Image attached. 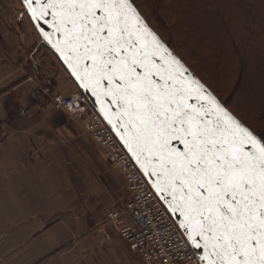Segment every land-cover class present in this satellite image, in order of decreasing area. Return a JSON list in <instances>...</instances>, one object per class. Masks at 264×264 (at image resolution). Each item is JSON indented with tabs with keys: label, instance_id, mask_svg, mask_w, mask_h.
<instances>
[{
	"label": "snow or ice",
	"instance_id": "obj_1",
	"mask_svg": "<svg viewBox=\"0 0 264 264\" xmlns=\"http://www.w3.org/2000/svg\"><path fill=\"white\" fill-rule=\"evenodd\" d=\"M20 3L180 218L199 264H264V134L196 79L132 0Z\"/></svg>",
	"mask_w": 264,
	"mask_h": 264
},
{
	"label": "crops",
	"instance_id": "obj_2",
	"mask_svg": "<svg viewBox=\"0 0 264 264\" xmlns=\"http://www.w3.org/2000/svg\"><path fill=\"white\" fill-rule=\"evenodd\" d=\"M23 12L20 0H0V121L12 118L0 139V240L5 238L1 244L7 246L2 254L34 247L41 257L28 264H144L127 245L107 242L110 228L102 226L95 227L103 237L99 245L84 247L79 257L83 262L74 260L76 224L87 217L81 213L83 219L78 218V204H85V210L95 200L112 204L109 178H118L119 172L112 166L111 171L102 169L106 183L94 186L92 174H87L93 166L79 164L77 152L62 142V135H45L70 123L41 94L45 84H54L53 93L65 96L78 88L53 54L59 67L42 54L41 46L47 47ZM119 184L118 203L127 194L125 183L122 190ZM39 239L41 244H34ZM21 263L0 259V264Z\"/></svg>",
	"mask_w": 264,
	"mask_h": 264
},
{
	"label": "rangeland",
	"instance_id": "obj_3",
	"mask_svg": "<svg viewBox=\"0 0 264 264\" xmlns=\"http://www.w3.org/2000/svg\"><path fill=\"white\" fill-rule=\"evenodd\" d=\"M132 1L134 5L139 8L141 13L147 18L151 26L162 36V38L166 42H168L172 46L175 52L185 61V63L190 66L206 84L209 85V87L217 94L219 99L222 102H226L228 107L247 126H249L259 134H264V114H255L254 110H252V107L248 105L249 103H245L243 101L241 96L243 92H241V90L237 91L233 89L235 77L232 76V72L235 70L236 64L232 61L231 57L224 56L222 53V63L226 64L225 68L223 70L214 68L212 64L205 59V57L203 56L204 53L202 52L201 54L199 52L196 44L194 42H190L188 39H185L180 29L174 23L167 19V13H157L155 9V2L153 0ZM260 1L261 0H250L249 7L244 11L245 17L249 22V28L252 30H259L260 28L264 29V0L262 5H260ZM224 2L226 5V11L229 15H231L230 18L236 20L237 26H240L242 24L244 26V24L247 23V20L244 17H237L240 14L239 2H235L233 0H224ZM193 43L195 45H193ZM41 51L42 54L52 62V64L56 65V67H59V64L55 60L54 56L51 52H49V50H47V48L41 46ZM235 59L236 60L234 61L239 60L238 58ZM251 62H254V64L258 63L257 61L252 60V58L249 56L247 58V63L251 64ZM228 73H230L231 76H229ZM42 90H46L49 94V88L46 87V89L43 88ZM76 91H78V89H76ZM41 94L49 99L48 94L44 92H41ZM67 117L69 118L70 123H68L66 127L63 126L60 131H54L52 134L47 132L45 133V135H62V142L66 143L65 145L70 147L71 151L77 152V155L75 156H77L78 158V163L93 166L92 169H87V174L88 176H91L92 174L94 179V186H96L98 182H101V186L104 187L103 184L106 183V179L103 177L102 169L107 170L109 168L110 171L114 169L109 163H107L106 159H104V156L102 155L101 150L99 149L97 144L89 137L83 126V123L80 120H75L68 115ZM0 136L1 138H3V135ZM71 147L74 149H72ZM103 165L104 167H102ZM114 171L116 173L119 172L118 170ZM103 173H105V171H103ZM109 181V195L107 194V198L112 204L105 205L103 202L95 200L93 204H90L91 209L88 207V210H85V204H78L79 211L76 213L78 215V218L83 219L81 213H86L87 217L84 216L86 219H83V221H79L76 224L78 233L77 242L79 243L76 246V249L72 252L75 261L79 259L82 254H84V252L82 251L85 249L84 247L96 243L97 245H99L101 240H103L101 233L98 231L95 232V227L97 226L107 227L105 228L107 230L108 228H110V231L108 230V240L106 239L110 244L122 243L129 247V245L120 238L117 226L114 223H108L105 217L109 209H120L121 207H123L125 203L124 201L127 200V194L121 197L119 203L116 200L118 196L117 184L120 183V190H122L121 186L123 185L124 181L120 176V172L118 174V178H109ZM113 185L114 187H116L115 189ZM105 189H107V186L105 187ZM119 193L121 192L119 191ZM79 200H81V198H79ZM75 206L77 207V205ZM102 215L104 216V218L100 219L99 217ZM91 216H93V218ZM97 218L98 220L95 222V219ZM91 231L93 232L91 236H87L86 234L91 233ZM104 238L106 237L104 236ZM4 240L5 238L0 240V259L6 258L15 262L21 261V264H28V262L39 260V258L41 257V252H39V250L34 247L30 248V251L26 252L15 251L14 253L8 252L2 254V249L4 247H7L1 244ZM104 242L106 241L104 240ZM62 243H65V241H62ZM34 244H41V239L36 240Z\"/></svg>",
	"mask_w": 264,
	"mask_h": 264
},
{
	"label": "built area",
	"instance_id": "obj_4",
	"mask_svg": "<svg viewBox=\"0 0 264 264\" xmlns=\"http://www.w3.org/2000/svg\"><path fill=\"white\" fill-rule=\"evenodd\" d=\"M48 96L55 110L83 123L107 163L120 172L128 198L123 207L109 210L105 217L117 226L131 251L144 264H199L162 200L86 95L78 90L68 96L50 92Z\"/></svg>",
	"mask_w": 264,
	"mask_h": 264
},
{
	"label": "trees",
	"instance_id": "obj_5",
	"mask_svg": "<svg viewBox=\"0 0 264 264\" xmlns=\"http://www.w3.org/2000/svg\"><path fill=\"white\" fill-rule=\"evenodd\" d=\"M157 13H167V19L174 23L183 33L185 39L194 42L199 52L204 53V57L214 68L223 70L226 64L222 63L224 56H230L236 64L232 76L235 77L234 90H241L243 101L249 103L255 114H264V29L252 30L245 17V9L249 7L250 0H233L240 4V14L237 17H244L247 23L237 26L236 20L230 18L225 7L224 0H153ZM133 2V1H132ZM263 0L260 1V5ZM136 6V5H135ZM137 7V6H136ZM140 14L151 26L147 18ZM203 13V14H202ZM174 30V29H172ZM165 44L181 59V61L205 84L216 96L217 94L206 84L195 71L188 66L185 61L175 52L172 46ZM193 43V45H195ZM223 53V55H222ZM257 61L247 63V58ZM238 58L239 60H236ZM247 63V64H246ZM235 74V75H234ZM231 76L230 73H228ZM227 75V77H228ZM49 91L53 93L54 84H45ZM45 87V88H46ZM39 93V92H38ZM218 97V96H217ZM219 98V97H218ZM222 102V101H221ZM232 112L245 126H247L229 107ZM16 119V118H15ZM10 117L6 121H0V135L4 127L11 123ZM250 130L257 133L249 126ZM258 135H261L257 133ZM1 139V136H0Z\"/></svg>",
	"mask_w": 264,
	"mask_h": 264
},
{
	"label": "water",
	"instance_id": "obj_6",
	"mask_svg": "<svg viewBox=\"0 0 264 264\" xmlns=\"http://www.w3.org/2000/svg\"><path fill=\"white\" fill-rule=\"evenodd\" d=\"M133 3V2H132ZM134 4V3H133ZM142 16V15H141ZM143 17V16H142ZM151 28V27H150ZM152 29V28H151ZM45 31H47L48 29L45 27L44 29ZM153 30V29H152ZM37 31V30H36ZM154 31V30H153ZM37 33L39 34V32L37 31ZM40 36V34H39ZM40 39H41V43H43L47 49L58 59V61L60 62V64L62 65L63 69L66 71V73L69 75V77L72 79V81L74 82L73 78L71 77L69 71L67 70L66 66L64 65V63L62 62V60L58 57V55L56 54L55 50L51 47V45H49L47 42H45L43 40V38L40 36ZM164 42V41H163ZM165 43V42H164ZM170 49V48H169ZM171 50V49H170ZM172 51V50H171ZM173 52V51H172ZM174 55H176L174 52H173ZM177 56V55H176ZM178 57V56H177ZM179 58V57H178ZM180 59V58H179ZM181 60V59H180ZM185 65V64H184ZM186 66V65H185ZM187 67V66H186ZM188 68V67H187ZM189 69V68H188ZM189 71L196 77V79L200 80L190 69ZM201 81V80H200ZM75 83V82H74ZM75 85L77 86V84L75 83ZM204 86L206 88H208L205 84ZM78 88V86H77ZM209 89V88H208ZM79 91H81L79 88H78ZM210 90V89H209ZM211 91V90H210ZM82 92V91H81ZM212 92V91H211ZM83 93V92H82ZM213 93V92H212ZM86 95V97L89 99L90 103L92 104V106L97 110L98 112V107L97 105L95 104V100L94 98L90 97L88 94L84 93ZM214 94V93H213ZM215 95V94H214ZM99 113V112H98ZM103 118V117H102ZM109 126V125H108ZM110 127V126H109ZM111 129V127H110ZM112 130V129H111ZM113 131V130H112ZM114 133V132H113ZM115 134V133H114ZM147 180L149 181V183L151 184V181L147 178ZM161 199V198H160ZM162 200V199H161ZM163 204L165 205L166 207V204L165 202L162 200ZM167 209V207H166ZM170 213V212H169ZM172 218L175 220V222L177 223L178 227L180 228V223H181V220L180 218H178L177 216L173 215L172 213H170ZM180 230L182 231V233L184 234L185 238H186V234L183 232V230L180 228ZM192 250L194 251L195 255L197 256V258L199 257V255L201 254L199 250L197 249H193Z\"/></svg>",
	"mask_w": 264,
	"mask_h": 264
}]
</instances>
